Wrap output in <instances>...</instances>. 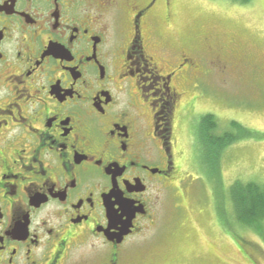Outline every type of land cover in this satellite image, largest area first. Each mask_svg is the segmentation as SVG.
Here are the masks:
<instances>
[{"label":"flooded vegetation","instance_id":"1","mask_svg":"<svg viewBox=\"0 0 264 264\" xmlns=\"http://www.w3.org/2000/svg\"><path fill=\"white\" fill-rule=\"evenodd\" d=\"M179 8L0 0V264H125L171 202L185 210L204 142L177 147L175 122L186 87L230 62L173 42Z\"/></svg>","mask_w":264,"mask_h":264},{"label":"rangeland","instance_id":"2","mask_svg":"<svg viewBox=\"0 0 264 264\" xmlns=\"http://www.w3.org/2000/svg\"><path fill=\"white\" fill-rule=\"evenodd\" d=\"M175 22L173 42L196 44V51L188 49L204 63L218 54L230 62L225 75L202 77L196 90L186 87L183 105L190 99L193 105H185L176 119L177 147L187 148L188 135L198 134L207 113L217 117V134L228 131L237 139L220 152L198 141L193 181L183 192L185 210H176L171 202L156 226L126 244L123 260L264 264V222L258 229L243 225L232 200L235 183L264 184V0H180ZM237 36L239 42L230 40ZM232 121L246 132L234 131Z\"/></svg>","mask_w":264,"mask_h":264},{"label":"trees","instance_id":"3","mask_svg":"<svg viewBox=\"0 0 264 264\" xmlns=\"http://www.w3.org/2000/svg\"><path fill=\"white\" fill-rule=\"evenodd\" d=\"M241 1L248 2L249 0ZM218 124L217 117L213 113H207L201 117L198 131L207 147H211L216 140L222 141V146H224L237 139L236 135L228 131H224L217 138ZM231 127L234 131L246 132V128L237 121H232ZM232 200L237 220L247 227L254 226L258 229L262 225L264 222V184L255 181L235 183L232 188Z\"/></svg>","mask_w":264,"mask_h":264}]
</instances>
